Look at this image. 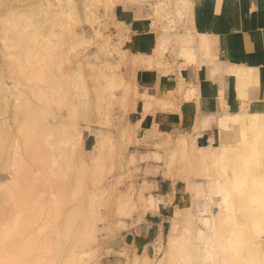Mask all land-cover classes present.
<instances>
[{"label": "rangeland", "instance_id": "1", "mask_svg": "<svg viewBox=\"0 0 264 264\" xmlns=\"http://www.w3.org/2000/svg\"><path fill=\"white\" fill-rule=\"evenodd\" d=\"M145 6L167 29L174 16L188 18L190 3L0 0V141L10 144L12 132L15 143L1 149L0 195L31 135L46 163L33 164L41 215L28 231L31 242L49 238L48 264H264V118L227 121L220 143L156 128L155 105L138 86L146 59L127 42L129 9L139 18ZM13 52L25 56L20 64ZM241 112L264 117L262 103ZM200 210L225 217L204 238L196 234L207 226L193 220ZM144 224L158 225L150 244L136 238Z\"/></svg>", "mask_w": 264, "mask_h": 264}, {"label": "crops", "instance_id": "2", "mask_svg": "<svg viewBox=\"0 0 264 264\" xmlns=\"http://www.w3.org/2000/svg\"><path fill=\"white\" fill-rule=\"evenodd\" d=\"M188 1V18L174 16L167 29L154 25L147 6L139 18L129 9L127 42L132 41L131 55L146 59L137 65L138 86L155 105V127L220 143L221 115L264 103V0ZM240 69H251L252 78H241ZM163 103L164 109L157 108ZM157 226L140 227L138 243L145 235L150 244Z\"/></svg>", "mask_w": 264, "mask_h": 264}, {"label": "bare ground", "instance_id": "3", "mask_svg": "<svg viewBox=\"0 0 264 264\" xmlns=\"http://www.w3.org/2000/svg\"><path fill=\"white\" fill-rule=\"evenodd\" d=\"M13 26L15 28L20 27L17 24H13ZM20 33H21V31H20ZM18 34H16L15 36L13 35L10 38V40H12L13 43L15 42V44H17V45H19V43H20V40H19L20 38H19ZM18 40H19V42L17 43ZM8 43H9V40H8ZM13 45L11 42L10 46L12 47ZM16 53L17 52H15V54H14V52H13L12 55H10V56H13V60L15 62H17L18 64H20L23 60V57H25V56L22 55L23 56L22 57L20 53H19L20 56L18 53L16 55ZM32 69H31V71H32V73H34L35 70H32ZM23 72H25V70ZM29 72L27 71V75H26V72L23 74V76L24 75L26 76L25 77L26 79H30L33 76H35V74L32 75V73H30L32 75V77H31V75H29ZM55 77H56V75H55ZM49 78L52 79L53 75H52V78L51 77H49ZM49 78H48V80H49ZM56 80H57V78H56ZM56 80L53 79V81H55V83H56ZM262 111H264V103H262ZM27 117H30V115H28ZM245 117L248 119V122L250 124H252V126H258L260 118H261V120H262V118H264V117H262L261 112H251V113L236 112L234 114L226 113V114H223L219 117L220 128L222 126H226L225 124L227 123V121L233 123L234 126H232V127L236 128L239 126V124H244V120L246 119ZM31 125L33 127V123L29 124V127ZM260 125L261 124H259V126ZM22 126L23 127L25 126L27 128L26 125H22ZM32 127H30V128H32ZM7 135H8V133H7ZM26 137H28L27 140H25L26 142H25V146H24L25 150H26V156L22 157L23 158L22 159V158L18 157L17 155H14V166H15V168H14V171L10 172L11 180L8 183H6V186H7L6 188H8V191L7 192L5 191V193L2 191L4 193V195H2L3 193L0 195V264H27V263L28 264H37V263L42 264L43 262H45V264L49 263V261H48L49 258L47 259L48 253L51 250L50 249L51 245L49 246V238L47 239L45 237L46 239L45 238L42 239V243H41V241L40 242L36 241V242H39L41 244L40 245L38 243L39 245H37V244H35L36 242L34 243V241H32V242L30 241V240H33V238L31 239V236L33 234L28 231V230H30V228L35 226V225L32 226V224H35L34 222L39 217L38 213L41 211L40 208H39L40 210L35 208L36 205H34V204L36 202L35 203L33 202L35 199H38L36 197V193L38 194L40 191L39 189H37L38 191H36L34 189V187L36 188V185H35L36 183H34L32 181L33 177H35L33 175L36 172L34 170L35 169L34 166L39 165V164H35L36 161H40V162L42 161L43 162V163L41 162L42 164L46 163L44 160L46 158H44L42 150H40L41 149L40 140L39 139H37V140L33 139V136H31V135H29V136L26 135ZM31 137L33 140L31 139ZM8 138L10 139L9 140L10 144L9 143L7 144V142H5L8 140L5 136H3L4 140L2 142L0 141V159H1V156L3 154L2 150H4V149L8 150L9 148H12V146H14V144H15V143H13V140H12V138H13L12 132L9 133ZM11 140H12V142H11ZM12 157H13V155L10 156V159H12ZM33 164H34V166H33ZM33 170L35 172L32 175ZM34 181H35V178H34ZM216 182L220 184L219 180H216ZM35 191H36V193H35ZM34 193H35V199L33 200L32 196H34ZM226 200L228 201L227 195L224 197V201H226ZM195 201H196V204L198 203L199 208L200 207L205 208V204L203 203L201 197L200 198L196 197ZM37 203H39L38 200H37ZM219 215L220 216L217 217L214 214H211V215L202 214L201 210H200V213H198V215L194 216L193 220L196 221V218H199L201 220V223L205 224L207 226V228H205V227H204L205 229L199 228L196 235L200 238H204L207 234H210L213 226H215L217 224V220H223L225 218V217L224 218L222 217L221 212L219 213ZM225 216H226V219H230L232 216V213L229 212ZM38 221H39V218H38L37 222ZM36 233H38V232H35L34 236ZM24 235L27 237V239H26V237H24ZM30 243H33V244H30ZM34 250H35V252H34ZM38 250H39V252H38ZM33 253L34 254L36 253L35 254L36 256L34 255L35 258H33V256H32ZM27 256L30 257V259ZM42 256H45V258ZM24 257H26V258H24ZM199 264H201V263H199Z\"/></svg>", "mask_w": 264, "mask_h": 264}]
</instances>
